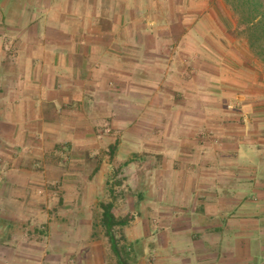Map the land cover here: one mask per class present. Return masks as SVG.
Masks as SVG:
<instances>
[{
    "label": "crops",
    "instance_id": "0c3cea01",
    "mask_svg": "<svg viewBox=\"0 0 264 264\" xmlns=\"http://www.w3.org/2000/svg\"><path fill=\"white\" fill-rule=\"evenodd\" d=\"M198 6L207 10L195 14ZM209 6L227 4L0 0L3 200L27 204L53 172L64 201L84 200L83 186L103 193L105 173L125 152L116 170L137 163L132 197L153 200L151 218L170 220L153 264H264V103L226 84L205 100L203 61L197 81L178 79L194 75L178 60L193 57L195 23L219 26ZM15 258L4 260L36 264ZM95 259L74 264H120Z\"/></svg>",
    "mask_w": 264,
    "mask_h": 264
},
{
    "label": "rangeland",
    "instance_id": "374dc122",
    "mask_svg": "<svg viewBox=\"0 0 264 264\" xmlns=\"http://www.w3.org/2000/svg\"><path fill=\"white\" fill-rule=\"evenodd\" d=\"M225 2L227 6H209L211 16L219 25L216 29L209 21H205V25L202 26L198 21L195 23V39L192 45L189 44L193 57L187 59L188 62L184 58L178 60L180 67L185 66L182 71L186 69L187 64L189 66V63H192L195 67L194 75L187 77L181 73L182 76L178 79L195 80V76L201 73L199 66L203 61L205 88L200 89L205 91V100L221 97V84H226L225 87H229L235 95L238 93L241 100L253 99L264 103V37L259 40L258 32L247 28L249 13L241 0ZM204 7L207 10V6H198L194 13H200ZM258 21L257 24L264 22L263 17L261 16ZM233 97H235L233 92L226 95V98ZM259 107L264 113V104ZM241 109L246 108L242 106ZM65 157L57 155V159L60 158L61 161H64ZM128 157L125 152L117 154L112 161L115 170H108L105 173L108 181L100 188L103 189V193L94 195L93 192L90 193L89 187L83 186L81 190L85 199L79 202L73 201L75 197L72 193L67 197L69 201H64L60 187L63 183L57 182L58 172L49 173L50 177L53 175L52 181L43 189L44 192L40 194L33 192L29 195L27 204L15 203L17 208L9 206L6 200H3L8 196L6 197L7 192L3 194L5 186L0 185V217L15 215V219L21 221V225L9 231V235H6L8 229L0 227V264H7L6 261L10 262L14 256L16 260L33 261L36 264H74L76 260L87 262L82 259L94 258L96 262L117 260L101 224L103 212L101 204L109 201L115 204L116 216L124 217L127 214L135 216L123 232H118L119 236L125 237L121 247L127 263L153 264L160 257L158 250H154L155 242L160 240L164 246L169 242V239L167 237L165 239V235L160 234L158 230L168 229L170 220L167 218L161 222L151 218L153 200L139 204L132 197L130 190H137V163L132 164L130 169L124 168L121 172L116 170V166L122 165ZM1 160L0 165L4 164L3 159ZM127 182L130 184L128 188ZM111 188L115 191L113 194ZM149 189L151 190L150 187ZM152 192L153 189L150 195L148 194L150 199H153ZM22 224L27 225L23 228ZM182 241L186 243L189 238L184 237ZM5 245L8 247H1Z\"/></svg>",
    "mask_w": 264,
    "mask_h": 264
},
{
    "label": "trees",
    "instance_id": "16d2710c",
    "mask_svg": "<svg viewBox=\"0 0 264 264\" xmlns=\"http://www.w3.org/2000/svg\"><path fill=\"white\" fill-rule=\"evenodd\" d=\"M242 4L247 7L249 13L248 21L246 22L247 28L250 31L258 32L259 40L264 37V22L257 24L260 17L264 20V1L263 0H241ZM257 24V25H256ZM254 29V30H253ZM102 218L101 224L105 230L106 237L109 238L111 249L117 256L120 264H128L127 260L123 256V249L121 247L122 241L125 239L124 235L119 236L118 232H123V229L128 226L134 219L133 214H127L124 217H118L115 214V204L113 201L108 203H102ZM21 225V221L15 219L14 215L1 216L0 227H5L7 230L6 235H9V231H12L14 227ZM27 224H22L23 228Z\"/></svg>",
    "mask_w": 264,
    "mask_h": 264
}]
</instances>
